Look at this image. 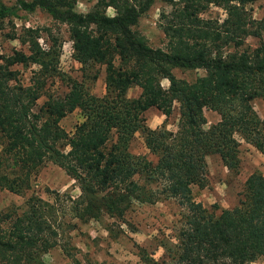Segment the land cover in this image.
I'll return each mask as SVG.
<instances>
[{
    "label": "trees",
    "instance_id": "16d2710c",
    "mask_svg": "<svg viewBox=\"0 0 264 264\" xmlns=\"http://www.w3.org/2000/svg\"><path fill=\"white\" fill-rule=\"evenodd\" d=\"M155 1L97 0L82 13L77 0H16L13 5L0 0V22L43 9L68 25L77 62L104 65L106 71L103 96L71 78L67 94L56 96L47 84L60 75L59 40L49 31L44 48L38 29L30 28L9 36L28 53L0 55V188L24 193L32 176L52 162L80 189L69 198L73 218L108 215L123 221L134 203L177 202L173 234L159 240L161 258L139 248L144 264H250L264 256V175L251 174L238 206L219 214L196 201L192 187L206 186L210 155L237 172L242 142L264 153V119L254 107L257 99L264 104V16L256 19L247 9L257 0H161L171 6L160 15L167 49L153 48L135 26ZM212 5L225 17H205ZM249 37L258 44H247ZM17 65L37 67L29 84L18 79ZM174 68L206 73L188 82L177 78ZM133 87L141 89L137 98L128 96ZM42 96L46 100L38 106ZM175 103V130L146 125L145 111L156 108L168 119ZM75 110L82 121L68 133L61 121ZM205 110L219 115L208 127ZM137 132L155 161L130 151ZM57 210L32 195L21 213L2 214L1 264H45L42 255L57 244Z\"/></svg>",
    "mask_w": 264,
    "mask_h": 264
},
{
    "label": "rangeland",
    "instance_id": "374dc122",
    "mask_svg": "<svg viewBox=\"0 0 264 264\" xmlns=\"http://www.w3.org/2000/svg\"><path fill=\"white\" fill-rule=\"evenodd\" d=\"M8 5H13L16 0H3ZM97 0H77L76 10L82 13L88 12ZM251 15L256 18L264 16V0H257L248 4ZM171 6L156 0L151 8L139 19L135 26L144 35L153 48L167 49V40L160 26V15L163 11H170ZM109 15L114 14L112 8L107 9ZM20 17L5 19L0 22V55H11L15 51L28 53L26 45L18 39H10L13 34H20L25 29H38L39 42L44 48L49 46L50 31L61 43L59 69L60 75L48 81L49 92L56 96H64L69 91V79L83 82L89 91L95 96L101 97L106 92L105 66L92 64L84 66L74 58L69 27L65 23L55 21L49 13L43 9H36L27 13L21 11ZM205 17L224 18L222 8L212 5ZM247 44L256 46L258 40L249 37ZM1 63V61H0ZM18 71V79L23 84H29L32 71L36 66L17 65L13 67ZM173 73L177 78L188 82L205 75L204 69H180L174 68ZM162 85L167 88L169 82L164 79ZM141 89L133 87L129 89L128 96L137 98ZM46 100L42 96L38 106ZM254 107L261 118L264 119V104L260 99L254 101ZM208 127L219 120V115L211 110L204 111ZM148 127L155 129L165 126L175 130L179 118V104H174L172 115L166 119L156 108H150L143 114ZM82 121L80 110L68 114L61 126L68 133H72L75 126ZM130 151L137 155H146L150 160L156 158L148 152L144 145L143 133L137 132L131 141ZM240 166L237 172L225 167L217 155L206 158L207 184L205 187H192V194L196 201L201 202L210 211L215 210L219 214L221 210H233L239 204L241 192L246 179L253 173L264 175V153L254 146L242 142L240 146ZM80 194L77 183L64 169L58 165L47 162L31 178L30 189L22 194H15L0 188V216L11 209L21 213L25 209L26 200L34 195L50 203H54L58 209L55 217V226L58 231L57 244L42 255L45 264H144L139 256V248H145L153 253L155 259H160L163 249L159 247V240L164 234L172 235L173 227L179 218L180 207L174 200L160 201L154 204L134 203L126 212L124 220L103 215L99 219L80 220L73 218L68 210L69 198H76ZM63 209L65 214L63 215ZM7 228V224H2ZM0 259V264H1ZM250 264H264V256Z\"/></svg>",
    "mask_w": 264,
    "mask_h": 264
}]
</instances>
